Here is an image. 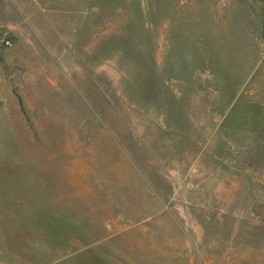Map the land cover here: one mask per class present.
Listing matches in <instances>:
<instances>
[{
    "label": "rangeland",
    "instance_id": "1",
    "mask_svg": "<svg viewBox=\"0 0 264 264\" xmlns=\"http://www.w3.org/2000/svg\"><path fill=\"white\" fill-rule=\"evenodd\" d=\"M158 1L0 0V264H264V0Z\"/></svg>",
    "mask_w": 264,
    "mask_h": 264
},
{
    "label": "built area",
    "instance_id": "2",
    "mask_svg": "<svg viewBox=\"0 0 264 264\" xmlns=\"http://www.w3.org/2000/svg\"><path fill=\"white\" fill-rule=\"evenodd\" d=\"M13 43H14L13 37L9 35L8 32L0 28V48L11 46L13 45Z\"/></svg>",
    "mask_w": 264,
    "mask_h": 264
},
{
    "label": "trees",
    "instance_id": "3",
    "mask_svg": "<svg viewBox=\"0 0 264 264\" xmlns=\"http://www.w3.org/2000/svg\"><path fill=\"white\" fill-rule=\"evenodd\" d=\"M102 1H106L107 3H110V4H113L114 5V2L118 1V0H102ZM149 4H148V7L147 9L150 10V11H153L155 9H157L160 5L159 1L158 0H149ZM134 8L137 9V11L139 10V6L138 4L136 6H134ZM132 11V14L134 13L133 10ZM143 28H146L144 25H143Z\"/></svg>",
    "mask_w": 264,
    "mask_h": 264
},
{
    "label": "crops",
    "instance_id": "4",
    "mask_svg": "<svg viewBox=\"0 0 264 264\" xmlns=\"http://www.w3.org/2000/svg\"><path fill=\"white\" fill-rule=\"evenodd\" d=\"M5 23H2V21L0 20V26H3ZM5 25H7V28L6 29H10V30H13V29H16L17 28V26L14 24V23H11V24H5ZM5 27V26H4ZM19 33H17V35H18ZM20 36H21V34H19ZM23 37V36H22ZM9 47V46H8ZM0 75H1V72H0Z\"/></svg>",
    "mask_w": 264,
    "mask_h": 264
}]
</instances>
